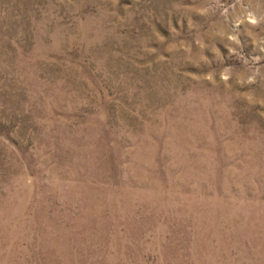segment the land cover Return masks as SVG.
<instances>
[{
  "label": "rangeland",
  "instance_id": "1",
  "mask_svg": "<svg viewBox=\"0 0 264 264\" xmlns=\"http://www.w3.org/2000/svg\"><path fill=\"white\" fill-rule=\"evenodd\" d=\"M0 264H264V0H0Z\"/></svg>",
  "mask_w": 264,
  "mask_h": 264
}]
</instances>
